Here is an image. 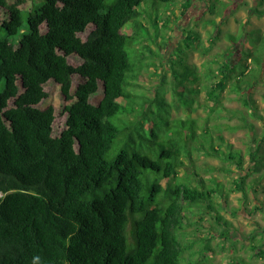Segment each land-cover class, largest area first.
<instances>
[{
  "label": "trees",
  "instance_id": "16d2710c",
  "mask_svg": "<svg viewBox=\"0 0 264 264\" xmlns=\"http://www.w3.org/2000/svg\"><path fill=\"white\" fill-rule=\"evenodd\" d=\"M26 1L0 0V30L7 32L0 36V264H182L195 241L185 244L178 234L189 221L185 209L193 206L215 211L216 221L225 226L219 234L223 242L232 239L230 221L215 201L219 196L227 203L224 185L215 177L209 183L196 168L179 175L199 138L196 121L189 118L191 133L184 130V119L177 120L181 126L163 130L157 122L148 124L152 115L169 120L170 114L165 98L156 95L152 109L146 95L138 93L143 71L155 64L147 60L145 45L138 46L147 28L142 18L158 26V18L139 9L152 0H42L25 17ZM184 1L187 8L191 0ZM253 10L264 17V9ZM193 33L187 30L185 37L191 40ZM18 35L17 43L11 41ZM234 54L216 68L205 67L204 91L214 104L238 68L231 60ZM73 57L80 63H73ZM252 59L260 71L261 53ZM189 66L190 79L197 82ZM250 72L246 65L234 86L246 92L245 101L256 114ZM50 82L60 87L59 110L42 106ZM180 86L184 89L176 92L191 110L194 97L186 90L201 89ZM100 87L102 96L96 99ZM60 115L63 128L56 134ZM130 116L136 121L129 122ZM218 130L206 127L209 148L200 142L198 149L237 166L234 189L246 201L247 187L253 190L262 180L247 183L260 166L255 152L261 150L264 131L253 140L258 139L257 147L244 154L226 152L223 143L214 146L215 136L225 142ZM249 238L258 239L257 233ZM251 248L255 256H264L262 246Z\"/></svg>",
  "mask_w": 264,
  "mask_h": 264
},
{
  "label": "rangeland",
  "instance_id": "374dc122",
  "mask_svg": "<svg viewBox=\"0 0 264 264\" xmlns=\"http://www.w3.org/2000/svg\"><path fill=\"white\" fill-rule=\"evenodd\" d=\"M41 3L42 0H27L23 3L24 16H27L28 10L34 4L39 6ZM184 5V0L158 2V4L152 0L144 2L139 7L140 10H147L148 13L158 18V26L155 28L147 16L142 18L147 28L142 29L144 38H141L138 46L145 45L147 60L155 62V64H152L154 68L151 67L149 70L143 71L138 93L145 94L146 98L150 100L146 102L147 108H155L154 101L157 96L165 98L170 104L169 120L166 116L152 115L150 119L149 117L145 118L149 119L148 124L157 122L159 128L163 130L177 125L181 126L183 123L177 120L184 119L185 125L188 124L184 130L191 133V131L193 132L192 121H189V118L196 121V134L199 138L197 142H193L194 149L191 152V157L186 160L187 165L179 169V175L183 176L186 172L196 168L209 183H213L210 178L215 177L224 185L227 203L223 197L219 196L215 197V201L218 211L230 221V238L232 239L223 242V238L219 234L225 230V226L218 224L215 219V211H211L207 207H188L185 209V214L189 217V221L178 235L185 244L192 241H195V244L190 250H185L182 264H247L244 263L245 261L248 264L250 261L253 264H264V256H255L254 250L251 248L253 244H258L262 246L261 250H264V140L261 141V150L255 152L257 164L260 166L258 170H254L250 174L247 183L256 178L262 180L260 183H255L256 188L253 186V190L247 187L249 194L246 201L242 199V192L234 189L233 180L239 178L237 166L232 164L229 166L227 160L216 155L206 154L204 150L198 149L200 142L206 143L209 148L210 142H205L204 137L206 127L212 128V131L219 129L222 132L225 142H221L220 138L215 136L212 143L214 146L223 143L221 144L222 149L227 150L226 152L239 149L244 154H248L257 147L258 139L256 142L253 140L256 136L260 138L264 131V118L259 117L261 115L264 117V66L259 71V63L253 61L252 55L261 53V58H264V17H259L257 13L253 12V9L256 6L259 9H264V0H191V4L187 8L185 7L186 9L183 8ZM172 28H175L174 32ZM128 30L132 31V28ZM187 30L194 31L191 40L185 37ZM6 35L5 30H0V36L6 37ZM169 35H171L170 38H167ZM18 39L19 35L13 37L11 41L17 43ZM150 49H154V53L149 52ZM260 49L262 50L259 51ZM234 50H236V54L232 56L231 60L238 65V68L229 76L228 84L222 91L219 102L214 104L204 91L206 80L203 72L206 65L216 68L218 61L224 60L225 56ZM248 52L253 53L251 55ZM72 61L75 64L80 63V59L75 57ZM186 65L191 66L189 67L192 75L198 76L197 82L193 83V80L190 79L189 75L191 74L190 71H187ZM246 65L248 71H251L248 75L249 82L252 80L254 82L250 98L257 109L256 114L252 113V108L245 101L246 92L239 91L234 86L236 77ZM252 68L254 69L250 70ZM154 70H158L159 74L149 73ZM173 71L178 74L177 78ZM220 76L219 74L218 77ZM247 79L248 77L243 78V82H246ZM76 84L75 80L74 87ZM180 85H184L185 88L192 85L199 86L201 89L198 93L196 90L192 92L186 90L187 96L194 97L191 110H188L187 105L183 104L179 98L177 92L184 89ZM46 87L50 96L42 106L54 105L59 110L62 103L59 85L50 82ZM243 87H246L245 83ZM98 92L95 96L96 99L102 96L101 87ZM139 100L142 101V98ZM151 101L152 103H150ZM127 120L131 123L136 121L132 116ZM63 121L64 118L61 115L57 117L56 134L62 130ZM244 162L248 167L249 160L245 159ZM226 167H230L234 172L228 173L224 169ZM256 205H260L262 210L255 209ZM252 233H257L258 239L251 240L249 235ZM224 243L225 245H223ZM209 246L212 247V250H209Z\"/></svg>",
  "mask_w": 264,
  "mask_h": 264
},
{
  "label": "bare ground",
  "instance_id": "6f19581e",
  "mask_svg": "<svg viewBox=\"0 0 264 264\" xmlns=\"http://www.w3.org/2000/svg\"><path fill=\"white\" fill-rule=\"evenodd\" d=\"M209 8V7H208ZM186 9V8H185ZM191 9V8H190ZM260 17V16H259ZM216 20V19H215ZM262 38V37H261ZM260 51V50H259Z\"/></svg>",
  "mask_w": 264,
  "mask_h": 264
}]
</instances>
